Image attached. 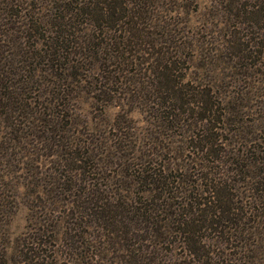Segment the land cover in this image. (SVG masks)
<instances>
[{
    "label": "rangeland",
    "instance_id": "rangeland-1",
    "mask_svg": "<svg viewBox=\"0 0 264 264\" xmlns=\"http://www.w3.org/2000/svg\"><path fill=\"white\" fill-rule=\"evenodd\" d=\"M177 5L182 8L173 10L175 5L171 4L168 12L158 8L154 11L157 18L162 17L173 26L180 38L179 43L172 41L176 48L170 47L165 55L176 61L171 85H182L187 97L188 86H199V99L205 104L194 102L184 107L185 111L174 110L179 103L164 99L169 97L165 92H161L165 93L161 99H100L97 93L77 94L73 85L53 76L56 85L69 88L68 99H51L53 96L47 92L51 79L42 75L24 91L23 99H15L16 104L1 100L4 106L0 105V117L12 114V120L7 116L0 127V264H27L31 257L40 258L42 264H73L67 248L74 250L78 243L65 239L71 217L65 203L56 200L67 199V192L59 191L57 186L74 181L75 175L65 161L66 150L51 148L55 139L66 143L65 139L75 136L80 144L86 140L88 146V142L105 143L94 149L92 160L82 163L84 175L80 176L84 182H98L106 192L134 197V205L144 210L152 208L156 220L162 216L156 213L162 202L154 200L159 192L126 178V173L123 176L122 164L135 166L131 159L146 155L155 140L162 158L169 163L175 161L176 165L166 172L167 187L172 185L174 192L164 196L176 195L172 203L181 211V206L191 201L189 195L194 196L198 189L200 194L209 187L208 180L202 178L204 172L194 164H203L197 149L205 143L198 135L206 133L214 139L211 148L221 152L219 158L234 152L243 159H237L240 165H252L248 172L246 166L242 167L230 184L238 210L231 220L217 225L211 224L216 222L210 216V204L200 206L198 211V206L187 203L184 209L193 210L190 221L198 229L195 244L185 242L182 233H170L169 243L156 246L155 263L242 264L236 259L240 255L247 257L245 264H264V180L260 179L264 176L254 174L251 178L252 173L264 175V0H181ZM134 43L141 45L136 46V52L128 48L133 44L129 40L121 47L117 74L124 80L140 79L147 88L149 83L168 84L155 66L160 54L146 50L144 41ZM129 57L136 64L123 63ZM115 96L121 98L123 92ZM61 101L65 104L59 112L54 104ZM65 114L70 121L66 122V116L59 130L50 129L41 121L43 117ZM167 116L172 119L162 121ZM78 149L79 154L86 152L82 146ZM116 154L121 155L120 160ZM164 160L162 163L168 165ZM155 168H160L159 162ZM205 197L209 196L204 194L202 198ZM253 197L260 201L254 202ZM206 208L209 214L205 216L200 210ZM90 224L77 264H132V258H127L123 247L116 244L115 232L100 228L92 220ZM176 229L177 226L169 227ZM191 247H204L209 255L197 260L190 255Z\"/></svg>",
    "mask_w": 264,
    "mask_h": 264
},
{
    "label": "trees",
    "instance_id": "trees-1",
    "mask_svg": "<svg viewBox=\"0 0 264 264\" xmlns=\"http://www.w3.org/2000/svg\"><path fill=\"white\" fill-rule=\"evenodd\" d=\"M179 2L181 0H0V105L4 106L1 100L16 104L15 99H23L21 96L24 95V91L27 92L28 86L37 83L38 75L51 79L50 85L48 84V88H51H47V92L53 96L51 99H68L69 88L68 85L60 88V85H56V81L52 79L53 76L54 79L68 82L70 87L73 85L74 89H71L77 94L97 93L100 99H161V95L167 93L169 97L164 99H173L179 103L174 110L185 111L184 107L187 108L194 102V104H205L203 99H199V86L185 85L188 86L189 91L187 97V93L183 91L186 88H181L182 85L180 87L171 85L175 79L173 72L176 61L165 55L170 47L176 48L172 41L176 40L174 43H179L180 38L173 26L164 18H157L154 11L156 8L164 12L170 10L168 5L171 4L175 5L173 10L176 8L179 10L182 8L177 5ZM161 38L167 41L161 43L159 41ZM128 40L133 43L128 46L131 52H136V46H141L140 43L134 42L144 41L146 50H155L157 56L160 54L161 58L155 66L160 71L159 76L168 84L149 83L150 86L147 88L140 79L131 77L124 80L117 74L115 68L121 64L119 60L122 57L118 53L122 52L121 47L125 46ZM131 56L134 57V53ZM146 60L144 63H147ZM123 63L132 65L136 64V61L129 57ZM126 84L128 86L124 87ZM121 91L123 96L116 97L115 94ZM43 92L48 96L46 91ZM64 104L61 101L54 104V107L61 112ZM0 111L2 114L3 110ZM7 116L12 120V114H4L6 119ZM66 116V122H69L70 117L68 118L67 114L52 118L43 117L41 121L50 129L59 130ZM5 118L0 117V127L5 122ZM168 118L172 119L167 116L162 121ZM202 118L205 119V117L200 119ZM211 136L209 133L198 135L199 140L205 143L199 148L196 147L197 154H201L200 159H203V164L194 163L198 166V171L201 168L204 172L202 178L208 180L209 187L200 194L198 189L194 192V196L189 195L191 201L188 200L187 203L189 206H198V211L200 206L207 207L210 204L212 209L210 216L214 217L213 221L216 222L211 221V224L221 225V222L231 220L238 210L234 196L230 192L234 190L230 187L234 180L233 176L240 174L244 166L248 172L252 165H240L237 159H243L234 152L223 154L224 160L219 158L221 153L219 149L211 148L215 145ZM209 138L211 140L206 141ZM85 141L80 144L81 141L75 139V136H70L69 140L65 139L66 143L55 139L50 145L54 150H66L65 161L70 164V170L72 172L74 170L75 175L74 181L68 180L65 186H57L59 191L67 192L64 195L67 199L56 200L65 203L67 215L71 217L65 230V239H72L78 243V247L75 246L74 250L66 246L73 264L81 261L82 255L79 251L86 244L84 236L86 229L92 225L91 220L99 224L100 228L107 227L111 233L115 232L116 244L123 247V253L127 258H132V264H156V259L153 257L155 248L158 244L169 243L167 236L170 233H182L186 238L185 242L195 244L194 237L198 229H195L193 221H190L191 215H194L193 210L184 209L187 204L185 203L181 206L183 212L180 213V207H175L172 203L176 195L169 196L172 185L167 187L169 177L166 172L170 166L176 165L175 161L169 163V160L165 161L162 158L163 155L156 151L155 140L149 144L146 155L144 154L140 159H131L130 162L135 166L122 164L124 168L121 167L120 172L123 176L126 173V178L130 177L138 184L149 185L153 192H159V197H154V200H161L162 204L156 213L162 216L156 220L153 219L152 208L144 210L134 205L136 203L134 197L106 192L105 188L98 186V182L90 180L84 182L83 177L80 176L84 175L82 163H86V159L92 160L94 149H99L105 144L94 145L93 142H88L91 145L88 146ZM80 146L85 148L86 152L79 154ZM119 151L120 149L117 153ZM82 154L85 156L82 157ZM117 157L120 160L121 155ZM208 157L212 160H208ZM163 160L168 165L165 166ZM157 162L160 163L158 169L155 168ZM214 164L217 165L213 167ZM253 164L255 165L256 162ZM254 174L264 176L260 173H252L251 178ZM260 179L264 180V177ZM165 193L169 195L164 196ZM204 194L209 197L202 198ZM253 199L254 202L260 201L258 198L253 197ZM200 211H204L205 216L209 214L208 208ZM179 215L181 218H178ZM173 226H177V229L169 230V227ZM99 236L104 237L102 234ZM111 237L114 238V234ZM134 241L135 243L132 244ZM191 248L188 249L190 255L197 257V260L207 258L209 255L204 247ZM244 248L247 249L246 246ZM236 259L242 264L248 262L247 257L240 255ZM6 263L3 261L1 264ZM27 264H42V262L40 258L31 257Z\"/></svg>",
    "mask_w": 264,
    "mask_h": 264
}]
</instances>
